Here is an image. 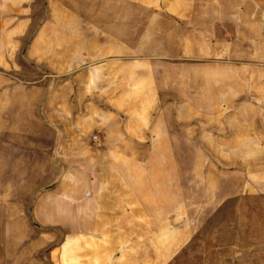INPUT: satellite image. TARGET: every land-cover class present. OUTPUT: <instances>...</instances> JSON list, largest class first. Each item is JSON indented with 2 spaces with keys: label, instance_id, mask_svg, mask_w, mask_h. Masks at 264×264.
I'll use <instances>...</instances> for the list:
<instances>
[{
  "label": "crops",
  "instance_id": "0c3cea01",
  "mask_svg": "<svg viewBox=\"0 0 264 264\" xmlns=\"http://www.w3.org/2000/svg\"><path fill=\"white\" fill-rule=\"evenodd\" d=\"M75 1L66 13L82 12L83 27L58 26V0H0V69L25 78L0 74V178L11 153L15 165L34 159L30 176H16L38 180L30 220L77 234L82 264H155L133 245L140 225L170 227V163L180 160L140 149L186 140L190 98L211 192L257 196L252 244L264 264V0ZM227 239V258L250 264L252 244L238 251ZM166 242L158 264L170 262Z\"/></svg>",
  "mask_w": 264,
  "mask_h": 264
},
{
  "label": "rangeland",
  "instance_id": "374dc122",
  "mask_svg": "<svg viewBox=\"0 0 264 264\" xmlns=\"http://www.w3.org/2000/svg\"><path fill=\"white\" fill-rule=\"evenodd\" d=\"M66 1L58 0L62 11L58 15V26L67 27L68 22L75 27H83L87 21L84 14L77 12L71 18L66 13ZM45 3V0H43ZM75 6H83V0H76ZM38 19H47L45 11H36ZM86 20V23L84 21ZM68 20V21H67ZM60 40L66 41L69 35L60 34ZM23 42H27L25 38ZM15 71L19 68H14ZM12 71L0 74L12 76V79H22ZM44 72L43 74H45ZM48 73V72H47ZM26 85H32L25 83ZM198 101L187 99V132L186 140L180 146L170 148H142L140 154L160 153L177 157L178 162H171V218L170 227L139 226L138 244L133 245V253H147L155 256L158 264V254L166 247L170 236V262L164 264H243L242 260L227 258L228 240L236 242L240 251L248 242L252 244L258 238L257 226V196L248 200L246 196H237L228 201L225 194L216 195L211 192V180L206 176L204 163H198V155L202 154L198 147ZM3 143L0 141V160H2ZM150 150V151H149ZM48 158V157H46ZM18 158L11 153V164L7 168L5 180L0 178V264H67V258L79 257L83 263V243L74 239L66 228H40L30 220V203L38 186V180L29 178L34 168V159L26 156L24 164L15 165ZM43 185L52 183V166L44 162ZM21 166V167H20ZM28 171L27 178L20 179L21 170ZM10 175V176H9ZM250 181L249 179H247ZM226 187V183L222 182ZM241 203V208L239 204ZM26 210L18 207L26 206ZM10 206V209L7 207ZM240 208L238 211L237 208ZM250 208V211L245 209ZM236 209V211H234ZM245 210V213L243 212ZM140 218L142 214L140 212ZM235 218V224L232 219ZM244 218L245 225H240ZM229 219V221H228ZM250 222V225H249ZM170 229V233H169ZM169 233V235H168ZM82 236V233L78 234ZM72 237V238H71ZM134 237V236H133ZM71 238V241L67 242ZM73 239V240H72ZM131 240V237L128 238ZM224 240V242H222ZM136 241V240H135ZM131 242L123 243V254L129 253ZM252 244L250 264H259L257 247ZM38 246V251L32 249ZM127 251V252H126ZM34 257L36 259L34 260ZM160 264H163L162 261Z\"/></svg>",
  "mask_w": 264,
  "mask_h": 264
},
{
  "label": "built area",
  "instance_id": "2783aa9c",
  "mask_svg": "<svg viewBox=\"0 0 264 264\" xmlns=\"http://www.w3.org/2000/svg\"><path fill=\"white\" fill-rule=\"evenodd\" d=\"M96 139H97V137L95 136V137H94V140H96Z\"/></svg>",
  "mask_w": 264,
  "mask_h": 264
}]
</instances>
